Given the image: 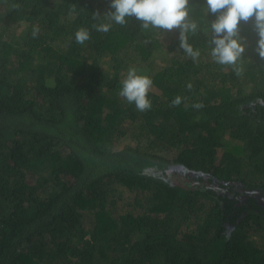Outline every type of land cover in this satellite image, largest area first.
Here are the masks:
<instances>
[{
    "label": "trees",
    "instance_id": "trees-1",
    "mask_svg": "<svg viewBox=\"0 0 264 264\" xmlns=\"http://www.w3.org/2000/svg\"><path fill=\"white\" fill-rule=\"evenodd\" d=\"M109 3L0 0V264H264L254 20L240 24L237 75L210 55L204 0L189 3L196 61L178 30L129 18L96 31ZM130 67L153 80L150 110L119 95ZM125 194L128 209L114 212Z\"/></svg>",
    "mask_w": 264,
    "mask_h": 264
},
{
    "label": "clouds",
    "instance_id": "clouds-1",
    "mask_svg": "<svg viewBox=\"0 0 264 264\" xmlns=\"http://www.w3.org/2000/svg\"><path fill=\"white\" fill-rule=\"evenodd\" d=\"M189 3L190 0H110L107 12L93 13V19L101 21L93 27L98 32L107 33L113 23L125 26L129 18H135L143 30H178L180 48L196 61L201 53L189 43V33L195 35L200 28L190 17ZM203 10L206 15L211 13L216 17L208 22L210 55L215 63L230 66L237 75L242 74L243 68L239 62L243 59L248 44L240 34V24L250 20H254L253 30L258 37L255 52L264 59V0H204ZM38 32L39 28L34 27V38ZM89 39L87 29L81 27L75 32L76 43L83 45ZM152 84L153 80L149 76L138 74L135 67H130L122 81L119 95L128 103H133L138 111L144 112L152 107L148 98ZM186 87L190 90L192 84L189 83ZM182 100V97L177 96L171 104L179 106ZM192 107L200 109L203 104L196 103Z\"/></svg>",
    "mask_w": 264,
    "mask_h": 264
},
{
    "label": "rangeland",
    "instance_id": "rangeland-1",
    "mask_svg": "<svg viewBox=\"0 0 264 264\" xmlns=\"http://www.w3.org/2000/svg\"><path fill=\"white\" fill-rule=\"evenodd\" d=\"M125 73H127V71ZM130 144H133L134 145V141H132V140L130 141L127 138H123L119 142L118 147H121V146H124V145H130ZM164 156L166 158H171V152L165 153ZM171 172L172 173H180V168H173L171 170ZM132 198H133V195H127V194H125L123 196L122 200H120L118 203H116V205H114L113 211L114 212H120L121 210L128 209V205L131 204Z\"/></svg>",
    "mask_w": 264,
    "mask_h": 264
},
{
    "label": "flooded vegetation",
    "instance_id": "flooded-vegetation-1",
    "mask_svg": "<svg viewBox=\"0 0 264 264\" xmlns=\"http://www.w3.org/2000/svg\"><path fill=\"white\" fill-rule=\"evenodd\" d=\"M237 189H238L239 191L242 190V189H240V188H236V190H237ZM247 194H251V193L248 192ZM254 195H255L256 198H259L260 200H262V199L264 200V196H263V195H261V194H257V193H254Z\"/></svg>",
    "mask_w": 264,
    "mask_h": 264
},
{
    "label": "water",
    "instance_id": "water-1",
    "mask_svg": "<svg viewBox=\"0 0 264 264\" xmlns=\"http://www.w3.org/2000/svg\"><path fill=\"white\" fill-rule=\"evenodd\" d=\"M254 193L261 194L259 191H254ZM261 195H262V194H261ZM263 196H264V194H263Z\"/></svg>",
    "mask_w": 264,
    "mask_h": 264
}]
</instances>
